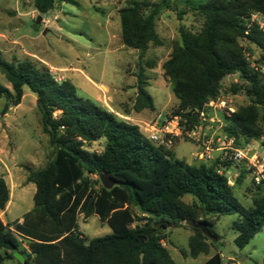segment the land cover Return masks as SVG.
Returning <instances> with one entry per match:
<instances>
[{
    "label": "trees",
    "instance_id": "trees-1",
    "mask_svg": "<svg viewBox=\"0 0 264 264\" xmlns=\"http://www.w3.org/2000/svg\"><path fill=\"white\" fill-rule=\"evenodd\" d=\"M56 1L34 0V4L46 14ZM164 6L170 7L168 0L134 1L119 11L123 44L138 50L140 59L151 45L162 44L156 19ZM197 11L204 18L202 30L182 27L181 42L162 65L178 100L165 118L177 116L184 132L195 130L202 123L200 114L207 115V105L219 98L223 79L239 74L245 84L235 86L233 92L245 91L251 104L227 115L224 134L235 138L237 148L264 142V78L251 68L241 44L245 41L257 48V62L264 64V30L250 23L253 13L264 16V0H208ZM148 63L150 69L156 67L155 62ZM0 71L12 87L0 83V99L5 100L0 113L6 115L19 106L29 88L38 99L43 131L54 148L44 169L29 171L27 180L37 187L34 209L22 223L5 224L0 217V264L13 257L9 251H20L23 264H177L162 244L167 240L165 230L171 227L186 224L192 230L189 251L183 252L192 258L217 249L193 222H204L219 239L214 227L220 217L238 214L233 228L240 249L264 227V193L245 206L229 184L230 170H239L237 185L250 174L244 163L234 166L217 159L190 164L177 159L172 148L157 146L138 125L78 97L72 82L58 81L49 68L31 60L7 61L0 52ZM136 79L134 109L154 111L142 65ZM100 139L106 140L101 153L86 149V144ZM102 174L119 184L105 189L99 179ZM189 194L197 201L185 203ZM9 201L10 188L0 177V210ZM80 216L86 220L97 216L112 233L87 239L79 230ZM157 225L160 230L154 234ZM222 263L217 251L204 264Z\"/></svg>",
    "mask_w": 264,
    "mask_h": 264
},
{
    "label": "rangeland",
    "instance_id": "rangeland-1",
    "mask_svg": "<svg viewBox=\"0 0 264 264\" xmlns=\"http://www.w3.org/2000/svg\"><path fill=\"white\" fill-rule=\"evenodd\" d=\"M134 1L159 4L164 0H57L54 8L46 14L37 10L34 0H0V52L7 61L31 60L41 67L49 68L58 81L72 82L76 86L78 97L91 100L114 114L119 113L116 114L118 118L138 125L143 131L145 122L161 123L165 121V115L171 114L178 106L173 84L164 76L162 65L170 57L174 45L181 42L182 27L194 32L202 30L204 18L197 8L208 0H168L170 7L164 6L156 19V32L162 44L151 45L143 59H140L138 50L126 47L122 41L119 11ZM150 10L148 8L147 12ZM252 16L251 24L254 22ZM39 17H42L41 23L36 24ZM241 44L245 54L251 56L252 60L259 59L260 51L257 48L245 41ZM151 61L156 64L153 69L148 67V62ZM141 65L148 77V90L154 98L157 110H144L145 114L139 115L143 111L136 112L134 109L137 98L134 88ZM84 74L96 84L88 82ZM0 83L12 88L1 71ZM244 84L239 74L223 79L222 90L216 100L219 104L208 109L206 120L201 123L200 137H170L172 145L168 147L172 148L177 159L188 163L197 162L194 153L197 147L201 150L200 143L204 141H212L213 149L218 146V142L219 147H223L225 137H228L224 134V126L230 112L221 102L225 101L227 107L234 111L249 106L251 99L245 91L233 92L235 86L239 88ZM4 102V99H0V110L4 107ZM37 103L36 95L26 87L22 103L6 120L0 113V136L5 144L3 148L14 151L13 156L18 163H35L36 159L44 162L54 156L49 136L43 131ZM160 114V118H156ZM144 115L150 118L145 119ZM105 144L106 140L100 139L86 144V149L101 153ZM249 145V156L254 153L264 155L263 141H253ZM233 146L238 147L236 141ZM225 152L231 154L232 150L227 149ZM210 160L212 159L199 161ZM227 176L229 184L235 186L236 196L245 206H250L255 197L264 193V184L258 186L250 174L240 185H237L239 170H232ZM10 186L13 187V184ZM19 191L24 193V189ZM183 201L191 204L197 198L189 194ZM31 205L34 206L33 195H26V201L20 203L18 195L15 197L12 194L6 221L20 218ZM238 219V214L220 217L214 227L220 238L214 242L217 249L212 251L220 252L223 264H229V260L237 264H264V227L250 244L240 249L235 243L237 233L233 228ZM78 224L87 239L112 233L111 228L103 224L97 216H91L87 221L80 216ZM164 233L167 235V240H164L165 247H168L177 264H204L210 257L205 254L197 258L183 255V252L189 251V238L193 234L188 225L171 227ZM4 264L10 262L6 261Z\"/></svg>",
    "mask_w": 264,
    "mask_h": 264
},
{
    "label": "built area",
    "instance_id": "built-area-1",
    "mask_svg": "<svg viewBox=\"0 0 264 264\" xmlns=\"http://www.w3.org/2000/svg\"><path fill=\"white\" fill-rule=\"evenodd\" d=\"M254 21L253 23L257 24L260 29L264 30V16L260 13L252 14ZM258 19L257 21L255 19ZM246 58L250 63L251 68L257 72L262 78H264V64L259 63L257 61L252 60L251 56L246 54ZM216 101H211L207 107L208 109L217 107ZM221 105L226 109H229V115L234 113L235 111L232 108H228L225 104V101L221 102ZM232 111V112H231ZM205 112L200 114L201 122L206 120ZM202 124L198 126L193 131H186L182 129L180 126V118L174 117L172 119H165L161 123L156 121L154 123L148 124L145 123L144 130L142 131L154 144L157 146H170L172 145V140L170 137H178L180 135H186L188 137H200ZM226 141L223 142L222 149L226 151L227 149H231L232 153L228 154L225 152L223 157L220 159L221 161H230L234 166L240 165L244 163L249 170L250 176L252 180L257 185L264 183V155L260 156L258 153H254L249 156L250 145H247L244 148H236L233 146L235 139L232 137H225ZM201 150L195 154V160H209L212 159L213 147L212 141H204L200 143ZM231 170L229 171V173ZM163 246H165V241H162Z\"/></svg>",
    "mask_w": 264,
    "mask_h": 264
},
{
    "label": "crops",
    "instance_id": "crops-1",
    "mask_svg": "<svg viewBox=\"0 0 264 264\" xmlns=\"http://www.w3.org/2000/svg\"><path fill=\"white\" fill-rule=\"evenodd\" d=\"M58 68L61 69V70L65 69V67H58ZM84 76H85V78H86V80L88 82H90L93 85L96 84L88 75L84 74ZM134 92L137 94V88L136 87L134 88ZM19 106L11 107L10 110L8 111V113L6 115H3V116H5L4 119L6 120V118H8L10 113L14 112L15 109H17ZM155 107H156V105H155ZM156 110H157V108H156ZM145 112L146 111H143L142 113H139V115L145 114ZM115 114H119V113L115 112ZM159 116H161V114L158 115V117H156V118H160ZM143 118L149 119L150 117L147 116V115H144ZM217 145L218 146L213 150V153H212V157L213 158H212V160H210V161H199L198 160L197 162H194V163L192 162L190 164H195V163H200V162L212 163L213 161H215L217 159H221L223 157V155L225 154V151L221 147H219L220 146L219 142H218ZM4 146H5L4 141H3L2 137L0 136V172H1V176L0 177H3L5 179V181L7 182L8 186L10 188V201L7 204L5 210H0V217H1L2 221L5 224L12 223V222H15V221H19L20 223H22L24 216L28 212L33 210L34 206H32V205L29 206L28 211L26 213H24L20 218H17L15 220L7 222L6 219H5V216L8 215V212H9V209H10V206H11V196H12V194H15V197L18 195V201L20 203L26 201V195H28V197L29 196L31 197L33 195V199H34V195H35V193L37 191V187H36V184L34 182H28L27 179H28L29 171H38V170L44 169L49 161L45 160L44 162H38V159H36L35 163L34 162L33 163H30V162L18 163L16 161V159L14 158V156H13V152L14 151L5 150L3 148ZM198 152H199V148L197 147V151L194 154H196ZM10 184H13V187H11ZM21 189H24V193H22L23 191L22 192L19 191ZM80 232H81V230H80ZM22 247L28 251V246H27L26 242H23ZM167 249H168V247H167ZM16 252H20V251H14V252L9 251V253L13 254V257L10 258V259H7L6 261H9L10 264H23V262L20 261L15 256ZM215 252H217V251H215ZM215 252L211 251V253L209 255H207V256H210V257H208V259L206 261H208L215 254ZM20 254H21L22 258L25 261V256L21 252H20ZM6 261H4V263ZM229 262H230L229 264H237L233 260H229Z\"/></svg>",
    "mask_w": 264,
    "mask_h": 264
},
{
    "label": "water",
    "instance_id": "water-1",
    "mask_svg": "<svg viewBox=\"0 0 264 264\" xmlns=\"http://www.w3.org/2000/svg\"><path fill=\"white\" fill-rule=\"evenodd\" d=\"M41 20L42 17H39L38 20L36 21V24H40ZM99 179L101 181L102 186L107 190H111L113 187L119 184V182L109 174H102L100 175ZM192 225L194 228L201 230L204 233V235L212 242L217 241V238L214 236V234L211 232L207 224H205L204 222H193ZM159 230H160V225H157L154 234L157 233ZM15 256L24 263V259L22 258L20 252H16Z\"/></svg>",
    "mask_w": 264,
    "mask_h": 264
}]
</instances>
